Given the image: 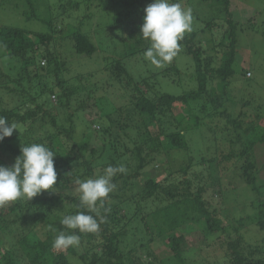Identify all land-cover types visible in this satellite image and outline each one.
Listing matches in <instances>:
<instances>
[{"label":"trees","instance_id":"16d2710c","mask_svg":"<svg viewBox=\"0 0 264 264\" xmlns=\"http://www.w3.org/2000/svg\"><path fill=\"white\" fill-rule=\"evenodd\" d=\"M24 1L30 8L27 19L44 31L0 24V116L18 128L0 142V166L13 165L22 146L43 144L56 154L57 185L31 200L0 206V264H264V180L255 151L259 143L264 148V93L232 98L234 79L239 84L237 77L242 76L248 84L254 73L236 66L237 22L226 7L230 1L224 0L230 25V36L221 43L226 58L219 60L211 51L216 52L215 43L208 52V40L201 42L200 36L209 33L205 29L185 33L179 41L182 54L194 62L185 79L188 87L175 60L136 73L129 65L135 60L150 63L144 58L149 44L139 34L144 9L153 0H125L122 5L129 2L128 11L116 12L108 25L88 13L99 0H69L57 11L48 0ZM212 21L207 19L206 28ZM117 41L124 49L110 55ZM102 49L108 55L105 66L85 67L83 58L103 54ZM165 81L184 90H165ZM123 89L130 94L118 97L124 103L117 106L112 97ZM96 93L100 115L87 120L85 139L79 143L75 116ZM70 109L60 120L58 112ZM95 124L99 131L93 129ZM205 126L219 151L222 174L216 180L209 170L214 158L192 155L191 142L197 145ZM219 133H226L228 151L219 146ZM107 134L118 136L102 147L91 145ZM174 154L182 156L179 162H173ZM164 156L168 165L156 169L155 159ZM109 165L123 166L125 172L113 177L116 187L99 209L98 230L66 229L60 222L64 216L87 209L77 195L63 190L71 191L78 179L103 175ZM241 186L253 197L251 207L235 216L228 203ZM61 231H75L83 251L78 252V246L55 250L53 239ZM188 234L201 235L198 239L210 248L208 256L190 253Z\"/></svg>","mask_w":264,"mask_h":264},{"label":"rangeland","instance_id":"374dc122","mask_svg":"<svg viewBox=\"0 0 264 264\" xmlns=\"http://www.w3.org/2000/svg\"><path fill=\"white\" fill-rule=\"evenodd\" d=\"M49 1L50 3L54 4L51 10L57 11L58 9L56 7L60 3L68 4L69 0H60V1L48 0V2ZM229 1L230 3L228 5L224 3V0H178V2L181 4L183 8L185 9L190 8L192 11V30L190 32L200 31L205 29L206 32H209L212 35L210 36L209 33L204 34L203 32H200V36L203 37L201 39V42L203 41V39L208 40V43L207 41H204L205 44L204 46L208 47V52L212 51L215 54L217 53L219 60L220 58L222 59L226 58L227 49L221 43L224 42L230 36V32H229L230 25L228 23L229 18L227 14L228 11L226 12L224 8L226 4V7L229 9V11L232 14V19L235 22H237L236 31H237L238 44H237V54H236V58H237L236 66L238 69H242V70L244 67H249L250 69H252L254 73L253 78L248 80L249 81L248 84H246L242 76H240V78L237 77L239 84L236 82V79H234L235 80L234 85H232L233 88L232 98L234 100H239L241 97L246 99L255 98V96H257L256 94L257 92L259 94L264 93V0H229ZM98 2L99 3L95 2L92 4V8L89 9L88 13H90L91 15L93 14L92 18L97 17L98 19L99 17L100 20H106L105 22L107 25L108 22L112 21L113 15L116 12L121 11L122 13L124 12L126 13V11H128V8L130 7L129 2L125 5H122L125 2V0H99ZM0 5H2L0 6V24H9L14 26L24 27L29 30H35V31H44V27L41 24L39 25L36 21L27 19L26 10H29L30 8L24 0H0ZM102 15H104L106 19ZM80 16H82V14H80ZM217 16L218 18H216ZM207 19L214 20L212 21L213 26H210V28H206L208 27L206 23ZM85 25L90 26V23L86 21ZM190 32H186V34ZM214 43H215L214 47L216 48V52L213 50L211 51L209 50L212 48ZM205 47L204 49H206ZM123 49H124L123 43L117 41L116 47L110 49L111 51L108 52L110 55L117 53L119 54L120 52H122ZM101 51L103 54L92 55L89 57L86 56L87 57L86 59L83 58L85 67L91 70H94L99 67L101 68L104 67L105 66L104 58L108 55H106V53L103 52V49ZM183 51H184L183 48L179 46L177 55L173 58V60H175V62H177V64L181 68V71L183 73L182 81L185 84H187L188 87V82H186L185 79L186 77H190L191 65L194 66V62L192 57L184 53L182 54ZM80 62L83 63V61L81 60ZM129 65H131V69L135 73L139 71L142 72V70H145V68L150 69L151 66L154 67V65H152L151 63L146 64V62L142 60L132 61L131 63H129ZM165 82H166L164 86L165 90L174 93H180L182 90H184L183 86L170 83L169 81H165ZM116 91L118 95H116L117 97L116 96L112 97V100L117 106H120L123 100L121 101L118 97L122 96L123 94L129 96L130 91L126 89H123V93L121 92V90H116ZM98 97H99V93H96L93 97L88 98L86 100L85 109L79 112L77 114V117L75 116V122H76L75 137L77 141H79V143H81L82 139H85V137H83L84 135L83 131H85L84 129H87L86 128L87 127L86 123L88 122L87 120L90 121L96 116L100 115V109L99 106L97 105ZM84 98L86 99V95L84 96ZM128 98L129 97L123 99H127L128 102ZM52 99L54 103L57 102V98H52ZM75 103L76 102L74 100L73 103H71L74 107L73 109L77 107V104ZM176 107L181 110L186 109V107L183 108L182 106H176ZM231 110H233V108H231ZM69 111L72 110L71 109L68 111L62 110L58 112L60 117L59 119L63 120L64 117L66 116V113H69ZM234 111H237V109ZM175 113H177V111H175ZM113 118L114 120H117V115H114ZM93 129L95 131H99L100 127L98 124H95L93 125ZM116 131L118 132V129ZM221 133H219L220 136H219L218 144L222 148V151H228V149H230V141L228 138H226L225 136L226 133L224 135ZM117 134L115 135L113 134L111 136H108L109 134L103 135L100 138H97L96 141H92L91 145L102 147V144H104V142H110V141L113 142L115 138L118 136ZM197 137H198L197 145L194 146L193 142H191L192 150H194L192 151V155L197 159L203 155L206 156L211 155L214 158V160L210 162L209 170L210 172L212 171L211 175L213 179L216 180L218 179L219 175L222 174V171L219 168V166L221 165L218 164L216 159L217 155L219 154V151H217V146L214 143L213 132L207 126H205L204 130L200 133V135L198 134ZM72 143L73 141L70 142L71 146ZM197 146L199 148H196ZM233 147L237 148L238 145H235ZM255 151H256L257 167L259 169L261 167L259 177L260 179L264 180V148L261 143L255 146ZM179 157L182 156L178 154L177 155L174 154V156L172 157L173 162H179L181 160ZM168 158H169L168 156H164L163 159L162 158L155 159V163H154L155 168L160 169L163 165L165 164L168 165V161H167L169 160ZM232 162H229V164H231ZM205 167L208 168V166ZM201 168L202 166H200L198 169ZM205 172L206 174H210L209 171L207 172V169L205 170ZM74 189L75 187H72L71 191L63 190V192L72 196L74 194ZM249 190L241 186L237 189V191L233 193V195H231V201H229L228 203V205H230L229 213L233 211L235 216H240L244 212H246L248 208L251 207L248 205V202L251 201V197H253V195ZM261 199H263V197ZM233 200H237L238 201L237 204H233L232 203ZM200 236L201 235L199 234L187 235V240H188L187 244L190 246L191 249L190 253L193 255L195 252V255L198 257H204L206 255L208 256V252H210V248H207L205 243H203V241L198 239V238H202ZM76 249L78 252L83 251L80 246L76 247Z\"/></svg>","mask_w":264,"mask_h":264},{"label":"clouds","instance_id":"9594fccd","mask_svg":"<svg viewBox=\"0 0 264 264\" xmlns=\"http://www.w3.org/2000/svg\"><path fill=\"white\" fill-rule=\"evenodd\" d=\"M140 36L148 42L144 58L152 65L160 67L171 62L177 55L179 41L186 32L192 30V11L180 3L171 0H153L145 9ZM18 129L6 117L0 116V142L11 137ZM56 154L43 144L32 143L21 147V155L11 166H0V206L22 198L31 200L44 191H52L57 185V171L54 164ZM123 166L111 165L104 169L103 175L95 179L77 180L74 195L78 196L80 205L87 209L76 214L66 215L61 224L69 230L79 233H95L98 230L99 209L104 207L109 194L116 185L112 182L118 173H124ZM105 211H108L105 209ZM95 213L96 216L88 214ZM51 229V226H49ZM80 236L73 231L67 234L59 232L53 239V248L63 250L78 246Z\"/></svg>","mask_w":264,"mask_h":264}]
</instances>
